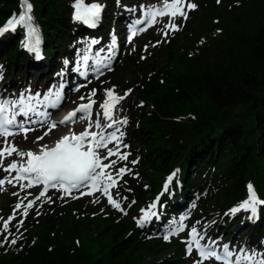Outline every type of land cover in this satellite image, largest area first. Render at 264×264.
I'll return each instance as SVG.
<instances>
[{"label": "trees", "instance_id": "trees-1", "mask_svg": "<svg viewBox=\"0 0 264 264\" xmlns=\"http://www.w3.org/2000/svg\"><path fill=\"white\" fill-rule=\"evenodd\" d=\"M30 1L43 34L42 58L22 48L23 27L0 37V46H9L0 53V66L20 82L33 64L46 67L48 76L60 72L63 55L86 32L70 18V0ZM19 9L20 0H0V25ZM208 13L198 35L171 52L169 68L133 83L135 96L145 102L136 113L139 134L132 132L142 150L137 173L127 176L118 194L136 209L161 193L156 216L140 227L102 215L108 230L88 236L77 224L56 227L48 215L42 222L33 217L22 232L10 224L21 238L0 246V264H180L178 242L172 260L156 255L145 263L143 251L162 243L171 220L188 212L194 218L209 211L223 215L246 198L249 182L264 198V0H221ZM4 202L10 204L8 197ZM223 223L215 233L245 235L243 246L263 249L264 206L258 219L241 211Z\"/></svg>", "mask_w": 264, "mask_h": 264}, {"label": "snow or ice", "instance_id": "snow-or-ice-1", "mask_svg": "<svg viewBox=\"0 0 264 264\" xmlns=\"http://www.w3.org/2000/svg\"><path fill=\"white\" fill-rule=\"evenodd\" d=\"M217 2L219 3V0ZM73 7L76 10L74 19L95 27L103 6L97 3L84 5L82 0H76ZM197 7V4L192 2V0H164L162 6L142 4L139 6L141 16L130 25V34L127 40L131 42L138 33L146 31L147 27L159 22L158 17L167 16L169 18L168 23L164 24L161 29L166 41L171 33L179 31L182 27V25L175 22V19L181 18L186 21L188 19V11ZM21 9L18 15L13 14L6 24L0 27V35L9 30L15 31L17 26L24 27L27 30L25 46L40 58L38 29L33 23L30 0H21ZM136 10V8H133L130 11ZM161 42L157 41L156 44L158 45ZM90 43L94 45L98 42L92 40ZM148 47V45H145V50ZM114 48L115 44L108 50L109 54L105 58L97 59L94 68L97 75L103 74L100 71L101 68L110 70L109 62L112 59ZM90 50L89 48L81 56L85 68H87L88 60L90 59L87 54ZM100 51H103V49ZM96 55L99 57V52ZM141 58L144 59L145 57ZM74 71H80V62H78ZM81 74L87 76L86 71ZM2 78V73H0V79ZM62 88L63 85L58 89H49L43 96L39 92L33 94L30 90L20 93L15 99L0 96V137L4 138V144L0 147V168L8 173V176L0 178V186L5 183L14 184V186L18 184L21 191H24L34 186L43 185L42 190L34 199L29 200L28 196L31 193H27L15 205L13 214L7 220L2 221L0 235L3 236V239L0 240V246L5 244L15 245L17 243V240L21 237L9 231L10 223L16 218L18 212L21 216L27 217L29 209L33 208L42 197H45L49 189L60 191L62 193L61 198L71 196L73 190L79 191L80 195H92L95 192H100L107 197L110 205L121 212L125 211L120 201L113 197L110 189L117 188L123 176L131 172L127 164L123 167H116L120 162L127 161L130 155L129 152L122 151V149L129 146L123 143L125 133L118 127V125H126L128 121L127 117L117 120L114 115L117 105L132 90L128 89L124 95H118L115 93V87L105 89V98L99 103L100 111L96 112V119L92 120L93 106L98 103L93 99L96 95V90L93 89L87 97H80L81 101L87 99V103L77 105L62 119L51 121L49 124L47 109L49 107H57L62 101ZM77 114L80 115L78 116ZM18 116H22L24 119L17 121L16 117ZM77 119L88 121L84 131L76 133L70 129L69 133L62 135L59 140L55 141L53 146L39 144L53 129L58 128L60 125L75 123ZM37 124L42 126L48 124L47 130L43 135L37 137L33 142L38 144L37 150H20L15 143L8 140V137L16 135L17 132H22L26 139L27 133L34 130L30 125ZM93 128L96 130L94 131ZM109 144H112L113 147H108ZM101 150L104 151L101 152ZM13 153L20 157V160H12L11 163L5 166L4 160L12 156ZM137 162L138 160H135L130 163L136 164ZM12 172H15L16 175L12 176ZM175 175L176 173L173 172L167 178L165 190H167L168 184ZM23 181H27V183H23ZM246 187V198L230 208L225 215L234 216L238 212L245 211L249 213V219H258L259 209L264 206V198L259 196L252 182H249ZM82 189H87V192L82 191ZM13 195L18 196L19 193H13ZM25 200H27L26 204L24 203ZM47 200L51 202L52 198L48 196ZM157 200H159V197H157ZM155 207L156 202H153L147 209H141L143 215L137 218L138 226H142L152 216L157 214L153 211ZM39 214L37 211V215ZM183 219L185 218H181L178 224L174 223L169 226L168 233L163 237L165 240H169L172 236L178 235L185 230L187 226L183 223ZM23 223V219L19 220L17 227L19 228ZM196 223L199 224L200 222L197 221ZM206 228L207 225L203 229L192 225L188 230V236L184 240L186 254L191 255L195 251L198 256V259L194 260L193 264H205V261L213 259L218 264H264V251L247 246H241L237 249L229 244L221 245L218 240L207 237ZM10 236L12 237L11 239H9Z\"/></svg>", "mask_w": 264, "mask_h": 264}, {"label": "rangeland", "instance_id": "rangeland-1", "mask_svg": "<svg viewBox=\"0 0 264 264\" xmlns=\"http://www.w3.org/2000/svg\"><path fill=\"white\" fill-rule=\"evenodd\" d=\"M84 1H91V0H84ZM96 1L100 2L102 6L105 8V14L107 16H113L117 20H121V22L123 23V24L118 23L117 24L118 29L116 30L117 36L123 42H125V36L127 33V30H125L126 25L124 24V22L126 23V19H125L126 16L123 15L125 13V10L130 11L133 8L138 9L141 1H145V3L148 2L147 0H96ZM157 1H161V0H157ZM215 1L217 2V0H192V2L197 4L198 7L194 10L188 11V19L186 21L181 18L175 19V22L177 24L182 25V27L180 28L179 31H175L174 33H171L167 37L166 41L162 35L161 29L163 28L164 24L168 23L169 18L160 19L159 22L152 29H150L148 32L144 33L143 35L137 37V39L133 44H128L124 46V49L122 48L120 50L116 62L112 63V67H110V70L113 69L112 74H108V70H109L108 68L104 69L105 74L101 79L102 81L99 80L97 83L95 82L92 83L91 79H89L88 82H86V84L83 86V88L82 87L78 88V86H75L73 88L68 89L66 93L67 94L66 103L68 104L66 105V107L75 106L76 104L75 102L80 101L81 96L87 97L88 94L94 89L93 87H96L95 88L96 94H98L101 91V89L105 90L115 87L116 94L124 95V93L128 90L130 86L133 87V84L131 85V83H133L134 81L146 79L151 73L155 72L157 68H164V69L169 68L172 65L171 56H170L171 52L173 53L179 52L182 49V46L186 44V42L190 43L193 34L198 35L201 28L206 23V20L209 16L208 11L210 10V8L213 5V2ZM69 3H70V7L72 8L69 13L70 14L69 16L71 18L72 17L71 12L73 11L74 8L73 5L76 3V0H70ZM132 12L135 13L136 11H132ZM198 25H199L198 30L194 31L195 28L198 27ZM88 37L89 36L88 35L86 36L85 34L77 37L76 43H78V45L76 46L77 51L75 55H77L79 52H83V53L86 52L87 50L86 44L89 39ZM106 37L108 38V36ZM157 41H162V42L157 45L156 44ZM99 44L100 43H98L97 46L98 48H99ZM145 45L149 46L147 50H145ZM152 45H156V46L153 47ZM8 47H9L8 44H6L5 46L1 45L0 53H4L5 49H8ZM98 48H97V52L100 51V49ZM106 49H103V51L100 52L105 54ZM193 51L197 52L196 50ZM63 57H65L64 58L65 60L72 59L74 55L69 54L68 56L67 54L66 55L64 54ZM141 57H145V58L142 59ZM0 73H2L3 76V78L0 79V89L5 88L8 91L13 92L10 89V87H12L14 84L10 85V87H8L7 85H9L10 82H17L18 76L15 77V74L12 75L11 73L8 72V75L10 76L12 75V77L14 76L15 78L8 77V75H6V73L1 70ZM48 74L49 73L46 67L43 68L38 64L37 65L33 64L29 68H27V73L25 75L27 79L24 85H20L18 86V88L14 87V90H16V88L17 90L26 88V91L30 90L32 93V90L34 88L35 90L44 89L47 86L46 85L47 80L45 77H47V79L52 78L51 76H48ZM42 76L44 77L42 78ZM38 77H40L39 83H37ZM134 94H135L134 92H130V94H128L127 97L120 102V105L117 106V110L114 115V118L117 120H119L122 117H127L128 123L126 125H118V127H120L121 131L125 133L123 138H126L128 140L130 138L133 140V135H130L131 131L134 130L136 131L137 134H139V130H140L139 128H136L135 114L137 112H140L141 101L137 97H135ZM93 99H95L98 102L94 107L100 111L99 103L102 102L103 99L100 98L101 100H98L99 98L97 99L94 97ZM85 101L87 102V99H85ZM142 104H145V102ZM57 114L59 113H55L54 118L58 116ZM68 125H60L58 126V128L53 129L48 136H46L42 141L39 142V144H46L56 135L61 133L63 131L61 127H64V129L66 128V126L67 128L73 127L72 124H68ZM45 128L46 127H42L41 129H38L31 134H28L26 139L24 135H20L11 138V140H13L14 143H16V145L20 150H24V151H27L29 149L33 151L37 150L38 144H34L33 142L36 140L37 137L43 135V133L46 131ZM132 140L130 142V150L133 151L135 157L138 154L139 155L141 154L142 149H139L136 145H133L134 141ZM27 143L30 145L29 146L26 145ZM17 158L20 157L17 156ZM130 162L131 161H128L127 166L129 165ZM116 167H123V165H121L120 162ZM6 176H8V173H6L2 168H0V178H4ZM141 184L144 186L145 184H147V180L146 179L142 180ZM14 189L16 190V192L13 191ZM8 192H10V197L12 199V203H11V207H12L18 203L17 197L18 196H20L21 198L24 197L25 195H27V193H29V190L26 189L24 191H21L19 185L14 186V184H9V183H5L3 186H0V208H2V211H5V205H6V204L3 205L2 198ZM35 192L36 191H30L31 195L29 196H32L33 194H35ZM116 192L117 189H115V192L113 189L111 193L115 199L120 201L121 206L125 209L124 212H121L120 210H117L112 205H110L107 200V197L103 196L102 194H97L93 197L83 199L86 201L85 203L82 202L81 200L79 201L74 200L75 197H72V199H66L65 196L61 198L62 196L61 194H56V196L53 194V195H49L52 198L51 202L47 200V197L41 199L33 209L28 211V215H31L32 213L35 214L37 213V211L41 214L46 213L48 216H52L49 218L53 219L56 227L58 225V227H60L61 229H67V227L77 224L80 228H82L83 233L86 236L95 235L98 234L99 232H105L108 230V226L103 225V222L100 220V218H102V215L104 216V214H109L110 217L114 219H117L119 215H121L120 218L121 220L131 219V221L136 222L137 218L142 216L141 209H147L150 204L146 202V204L141 206L139 210H136L134 208V205L132 206L126 205L124 200L119 196H117V194H115ZM13 193H19V195L18 196L13 195ZM40 204L43 205V208L39 207ZM9 214H13L12 208ZM226 216L230 217L232 215L223 214L220 217L214 219L212 214H209L207 215V217H205L206 219L204 220L198 218V219H194L193 221L189 217L182 216L181 218H185L183 219V223L187 226L185 230L180 232L178 235L172 236L169 240H165L163 238L164 235H161L162 236L161 244L155 245L153 248H146L143 251L145 256V263H149L151 259H153L156 255L161 256L165 259L172 260L174 257L177 256V252L175 251V246L177 245L175 244L178 241H180L182 244V248L179 250L180 251L185 250V254H186V245L184 243V240L188 236V230L191 228L192 225H196L200 229L205 228V225H207L206 232L207 231L213 232L215 225L218 222H222L223 225L224 217ZM44 217L45 215L42 218H40L41 222L44 220ZM181 218L174 219L172 222L168 224V226L166 227L167 228L166 234L168 233L169 226L174 223L178 224ZM197 221H199L200 223L197 224L196 223ZM211 236L213 237L214 234H212ZM217 236L218 234L215 235V237ZM240 239L241 238L239 237L234 242L232 241L226 243L228 238L227 236L224 235L220 237L218 241L221 245L229 244L230 246L239 249L241 247L240 245L241 243L236 241L237 240L240 241ZM169 243L173 245L172 248L168 247ZM164 245L166 246V248L164 247ZM249 248H255V247L252 246ZM256 249L259 251H264V248L263 250H261L260 248H256ZM195 254H196L195 251H193L191 255L186 254V256L183 259H181L182 261L180 262V264H193V261L198 259L197 255ZM205 264H218V263L214 262V260H208L205 261Z\"/></svg>", "mask_w": 264, "mask_h": 264}, {"label": "bare ground", "instance_id": "bare-ground-1", "mask_svg": "<svg viewBox=\"0 0 264 264\" xmlns=\"http://www.w3.org/2000/svg\"><path fill=\"white\" fill-rule=\"evenodd\" d=\"M149 29H150V28H149ZM149 29H148V30H149ZM136 37H137V36H136ZM104 95H105V91H104V89H101V91L96 95V97L99 98V100H101L100 98L103 99V98H104ZM61 128L64 130V127H61ZM26 145L29 146L30 144L27 143Z\"/></svg>", "mask_w": 264, "mask_h": 264}]
</instances>
